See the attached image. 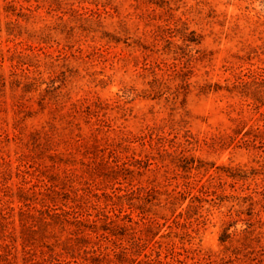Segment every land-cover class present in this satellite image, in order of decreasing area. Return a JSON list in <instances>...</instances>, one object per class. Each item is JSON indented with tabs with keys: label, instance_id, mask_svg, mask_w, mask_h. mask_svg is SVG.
I'll list each match as a JSON object with an SVG mask.
<instances>
[{
	"label": "rangeland",
	"instance_id": "1",
	"mask_svg": "<svg viewBox=\"0 0 264 264\" xmlns=\"http://www.w3.org/2000/svg\"><path fill=\"white\" fill-rule=\"evenodd\" d=\"M259 102L264 0H0V264H264Z\"/></svg>",
	"mask_w": 264,
	"mask_h": 264
},
{
	"label": "trees",
	"instance_id": "2",
	"mask_svg": "<svg viewBox=\"0 0 264 264\" xmlns=\"http://www.w3.org/2000/svg\"><path fill=\"white\" fill-rule=\"evenodd\" d=\"M191 34H193V33H191ZM188 41L191 42V43H197L198 42V39L195 38V37L192 40L188 38ZM259 103H261V102H259ZM261 105H264V102H262ZM262 117H263L262 118V121H263V124H264V114L262 115ZM255 134L256 135L254 136V139L252 141H250L251 145L256 148V141H258V143H259V146L258 147L259 148L264 147V129H263V131H259L257 129V133H255ZM221 241L223 242L225 240H221ZM66 253H70V252H66ZM69 255L71 256L70 257L71 259H74L75 258L73 254H69ZM50 256H51L50 257L51 258V262L50 261L49 262L52 263V264H70V261H68V262H62L54 254H51ZM99 257L100 256H98V257L95 256V257L91 258V260H92L91 263L92 264H96L94 262V259H97L95 261H99L100 260ZM98 264H100V263H98Z\"/></svg>",
	"mask_w": 264,
	"mask_h": 264
}]
</instances>
